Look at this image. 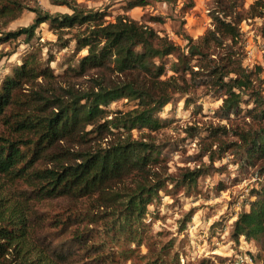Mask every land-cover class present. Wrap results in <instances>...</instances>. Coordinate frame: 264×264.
<instances>
[{"label": "trees", "instance_id": "16d2710c", "mask_svg": "<svg viewBox=\"0 0 264 264\" xmlns=\"http://www.w3.org/2000/svg\"><path fill=\"white\" fill-rule=\"evenodd\" d=\"M57 2L71 13L35 10L32 25L0 38L1 43L22 36L29 42L35 28L48 22L63 47L64 34L74 31L75 49L86 54L67 75L87 77L84 86L61 81L29 52L1 80L0 124L7 133L0 137V176L13 190L0 184V264H76L92 247L90 236L78 230L72 246L56 242L79 226L76 218L44 224L36 212L43 202L86 199L97 210L124 203L120 218L127 223L137 218L163 186L151 183L159 152L132 132L160 129L154 114L177 96L186 104L202 97L219 101L214 118L224 124L209 131L205 155L214 162L229 150L238 165L255 168L264 180V78L259 66L244 65L241 27L257 19L264 37V0L247 7L244 0H211L210 27L197 39L187 36L184 48L127 15L109 22L103 12L80 8L74 0ZM145 5L130 1L127 9ZM120 100L135 107L109 110ZM199 173L184 174L182 183L194 184ZM126 179L132 187L119 188ZM251 193L254 200L237 216L232 234L264 242V184Z\"/></svg>", "mask_w": 264, "mask_h": 264}, {"label": "rangeland", "instance_id": "374dc122", "mask_svg": "<svg viewBox=\"0 0 264 264\" xmlns=\"http://www.w3.org/2000/svg\"><path fill=\"white\" fill-rule=\"evenodd\" d=\"M74 1L80 8L103 12L109 22L127 15L167 36L181 48L186 45L187 36L199 38L211 23L208 14L211 0H140L146 5L131 10L127 4L135 0ZM253 1L244 0L245 7ZM35 10L50 15L71 13L57 0H0V38L32 25ZM259 25L256 19L241 26L246 38L244 65L249 69L259 66L264 78V37L257 31ZM73 32L64 34L66 45L61 47L45 22L35 28L29 42L22 36L1 42L0 83L21 64L26 53L35 52L41 66L48 65L55 76L62 77L61 81L86 85V76L67 75L68 68L77 67L79 59L86 54L85 50L75 49ZM194 100L197 105L186 104L181 96L175 97L154 114L162 124L160 129L132 132L133 138H146L159 152L152 169L157 179L151 183L163 187L130 223L119 216L124 203L97 210L91 200L62 198L36 207L37 216L44 224L76 218L75 226L79 229L74 226L67 229L56 242L72 246L74 230L90 236L87 247L92 249L80 253L76 264H238L240 260L242 264H264L263 241L235 239L232 234L237 216L247 212L254 200L252 190L263 185L264 180L255 168L238 165L229 150L220 160L209 161L205 155V147L211 142L209 131L224 124L214 118L220 102L209 97ZM135 104L120 100L110 104L109 110L128 111ZM6 133L0 124V137ZM196 171L200 173L194 184L182 183L184 174ZM0 184H6L4 190H13V185L2 176ZM123 184L119 188H130L133 182L126 179ZM15 186L26 190L21 184Z\"/></svg>", "mask_w": 264, "mask_h": 264}, {"label": "built area", "instance_id": "2783aa9c", "mask_svg": "<svg viewBox=\"0 0 264 264\" xmlns=\"http://www.w3.org/2000/svg\"><path fill=\"white\" fill-rule=\"evenodd\" d=\"M238 264H242V260H240L239 262H237Z\"/></svg>", "mask_w": 264, "mask_h": 264}]
</instances>
